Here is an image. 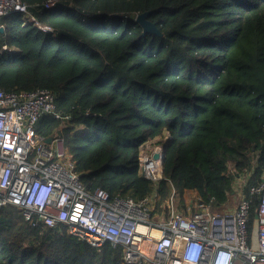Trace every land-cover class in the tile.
Returning a JSON list of instances; mask_svg holds the SVG:
<instances>
[{
    "label": "trees",
    "instance_id": "1",
    "mask_svg": "<svg viewBox=\"0 0 264 264\" xmlns=\"http://www.w3.org/2000/svg\"><path fill=\"white\" fill-rule=\"evenodd\" d=\"M25 1L53 30L20 12L4 17L0 87L56 93L70 120L45 115L38 130L65 138L88 188L134 200L155 191L159 206L173 187L197 190L223 211L246 173L251 232L259 199L250 188L264 172V0ZM145 11L162 35L143 33L136 16ZM147 141L166 145L154 181L140 171ZM0 264L126 263L120 246L31 225L5 205Z\"/></svg>",
    "mask_w": 264,
    "mask_h": 264
},
{
    "label": "built area",
    "instance_id": "2",
    "mask_svg": "<svg viewBox=\"0 0 264 264\" xmlns=\"http://www.w3.org/2000/svg\"><path fill=\"white\" fill-rule=\"evenodd\" d=\"M59 1L45 0L41 7L52 8ZM16 12L45 31L53 30L25 0H0V27L6 15ZM6 48L2 44L1 49ZM45 115L62 123L71 117L57 109L53 90L0 87V210L13 205L31 225L66 231L95 247L120 246L126 264H264V172L261 182L250 188L259 199L253 236L248 225L251 200L244 193L246 173L236 185L238 203L223 211L213 210L198 192L185 209L180 208L176 187L159 208L155 191L134 200L112 196L102 187L90 190L65 138L38 130ZM149 142L154 145L142 149ZM142 145L141 173L153 181L163 178L165 145ZM155 150L159 156H154Z\"/></svg>",
    "mask_w": 264,
    "mask_h": 264
},
{
    "label": "water",
    "instance_id": "3",
    "mask_svg": "<svg viewBox=\"0 0 264 264\" xmlns=\"http://www.w3.org/2000/svg\"><path fill=\"white\" fill-rule=\"evenodd\" d=\"M149 11H145L142 13H139L136 16V20L139 21L143 27V33H147V32H153V33H157L162 35V32L158 29L156 22H153L151 20L147 19V16L149 15ZM4 27H0V29H3ZM51 140V138H48L47 141L49 142ZM165 149H166V145L164 147V150L162 152V164H163V158H164V154H165ZM154 156H159V151L155 150L154 152ZM164 165V164H163ZM163 171H164V166H163ZM256 229H257V222L255 221V226L253 228V236L256 233Z\"/></svg>",
    "mask_w": 264,
    "mask_h": 264
},
{
    "label": "rangeland",
    "instance_id": "4",
    "mask_svg": "<svg viewBox=\"0 0 264 264\" xmlns=\"http://www.w3.org/2000/svg\"><path fill=\"white\" fill-rule=\"evenodd\" d=\"M167 137H168V135H167ZM148 144L149 145L147 147L144 146V147H142V149L146 150L147 148L151 147L150 145H152V143L149 142ZM148 154L150 155V154H152V152H149ZM194 192H197V190H192V192H185L182 196H179V198L177 200L178 201V203H177L178 206L180 207V205H182V201H181L182 199H183V201L186 202V205H187V203L190 202L189 200H190V198H192V195H193ZM237 203H238V199H237V196H236V198H234V201L231 203L230 208L236 206ZM156 207L159 208V205H157Z\"/></svg>",
    "mask_w": 264,
    "mask_h": 264
}]
</instances>
